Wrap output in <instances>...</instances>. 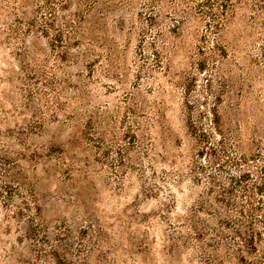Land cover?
I'll return each instance as SVG.
<instances>
[{
    "label": "rangeland",
    "instance_id": "obj_1",
    "mask_svg": "<svg viewBox=\"0 0 264 264\" xmlns=\"http://www.w3.org/2000/svg\"><path fill=\"white\" fill-rule=\"evenodd\" d=\"M68 1L0 0V264H220L207 175L264 179V0Z\"/></svg>",
    "mask_w": 264,
    "mask_h": 264
},
{
    "label": "trees",
    "instance_id": "obj_2",
    "mask_svg": "<svg viewBox=\"0 0 264 264\" xmlns=\"http://www.w3.org/2000/svg\"><path fill=\"white\" fill-rule=\"evenodd\" d=\"M195 1H197L195 5L201 14H228L231 12L235 2V0ZM106 2L107 0H85V3H89L91 11L95 14L102 13L101 9L106 8ZM69 5L70 2L68 0H62L60 6L63 8ZM39 8H41L40 10H46L45 12L47 13L50 10H55L53 9L52 0H45L44 6L39 5ZM72 14H80V12L75 11ZM79 37L73 36L72 39L77 41ZM211 122L217 124L218 117L212 118ZM213 131L219 132V135L223 133L216 125ZM191 133L203 142L207 140L208 134L192 123ZM207 149H211L212 164H216L219 170L223 172L226 164L241 168L243 164L247 165L252 160L261 159L262 157L260 152L243 153L236 157H229L224 153L217 155L214 151L215 148L208 147ZM224 151L222 149V152ZM261 160L262 162L257 171L264 173V159ZM250 175L251 170L249 168L241 169L240 174L237 176L229 174L227 176L229 180L227 186L220 184L213 174L207 175L210 193L208 192L206 197L208 200L205 201V207L213 215L218 216L219 227L213 228V233L222 238L220 247L225 251L224 256L221 257L220 264L225 262L232 264H264V179L256 182V184H248ZM211 198L220 204L221 209L213 207V204L209 202ZM203 224V222L199 223L196 221L191 226L192 231H194L196 238H199V240H202V236L206 235L207 230L211 231V228H207Z\"/></svg>",
    "mask_w": 264,
    "mask_h": 264
}]
</instances>
